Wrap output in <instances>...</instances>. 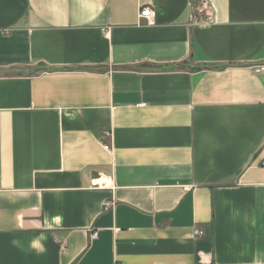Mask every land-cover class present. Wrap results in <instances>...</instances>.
<instances>
[{"label": "crops", "instance_id": "0c3cea01", "mask_svg": "<svg viewBox=\"0 0 264 264\" xmlns=\"http://www.w3.org/2000/svg\"><path fill=\"white\" fill-rule=\"evenodd\" d=\"M196 1L0 0V264H264V0Z\"/></svg>", "mask_w": 264, "mask_h": 264}, {"label": "built area", "instance_id": "2783aa9c", "mask_svg": "<svg viewBox=\"0 0 264 264\" xmlns=\"http://www.w3.org/2000/svg\"><path fill=\"white\" fill-rule=\"evenodd\" d=\"M187 7L189 9L188 15V24L191 27H196L200 25H209L215 23V13L212 5L208 0H197L194 4L188 2ZM153 17V11L150 7H141L139 11V19H145L147 25H152L153 22L151 18ZM261 71V69H258ZM104 149H108V146H105ZM99 185V184H97ZM105 209L110 207L109 204H105ZM203 232L201 230H194V235L201 236ZM91 239L96 237V234H92Z\"/></svg>", "mask_w": 264, "mask_h": 264}]
</instances>
